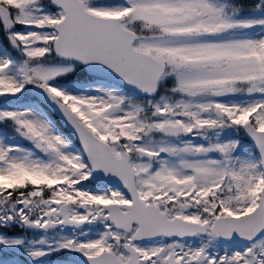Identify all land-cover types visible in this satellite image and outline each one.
I'll return each mask as SVG.
<instances>
[{"label":"snow or ice","instance_id":"snow-or-ice-1","mask_svg":"<svg viewBox=\"0 0 264 264\" xmlns=\"http://www.w3.org/2000/svg\"><path fill=\"white\" fill-rule=\"evenodd\" d=\"M0 264H264V0H0Z\"/></svg>","mask_w":264,"mask_h":264}]
</instances>
